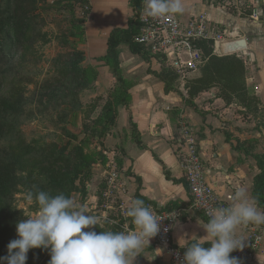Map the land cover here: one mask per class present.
Segmentation results:
<instances>
[{"label": "rangeland", "instance_id": "1", "mask_svg": "<svg viewBox=\"0 0 264 264\" xmlns=\"http://www.w3.org/2000/svg\"><path fill=\"white\" fill-rule=\"evenodd\" d=\"M103 1L108 0H0V180L8 171L12 179L11 192L0 196V254L5 256L9 242L17 238L16 224L38 213L37 202L27 199L29 191L71 189L74 206L98 218L96 226L83 231L134 229L125 214L135 199L128 184V147L133 143L128 109L120 107L117 125H109L107 108L123 93L111 69L97 59L105 53V41L87 36L81 22L91 3ZM202 1L226 11H245L250 21L252 10L258 8L261 15L264 6L263 0ZM211 17L230 30L252 29L262 39L257 41L256 59L249 49L217 54L243 61L246 67L244 75L235 64L233 74L216 73L212 85L198 83L204 70L185 85L179 77L168 80L184 102L199 99L221 126H228L231 132L225 133L239 150L237 165L253 180L264 167V97L256 83L264 69V23L243 21L221 10ZM9 25L15 27L13 34ZM74 51L86 55L80 67L89 70V78L71 69L77 59ZM212 65L213 59L204 67ZM126 67V81L134 90L145 79L148 65L128 60ZM157 67L154 64V70ZM5 102L14 110L5 111ZM49 260V250H44L42 263ZM139 261L136 257L133 264Z\"/></svg>", "mask_w": 264, "mask_h": 264}, {"label": "crops", "instance_id": "2", "mask_svg": "<svg viewBox=\"0 0 264 264\" xmlns=\"http://www.w3.org/2000/svg\"><path fill=\"white\" fill-rule=\"evenodd\" d=\"M182 5L184 7L183 13L177 14L182 21L187 22L194 16L205 15L212 24H217L233 33V39L230 41L246 39L248 49L251 51L250 54L254 53L256 59V54L259 52L257 41L262 39H259V36L252 29L241 26L240 30H230L226 25H221L212 19L213 11L221 10L230 14L226 10L208 6L202 0H182ZM91 6L92 11L85 23L86 35L94 40L97 37L103 39L106 52V43L110 33L115 28L127 26L128 22L133 19V8L130 0H123V2L121 0H108L101 4L91 3ZM233 16L243 21L258 24L239 15ZM262 31L264 34V30ZM119 52L123 75L125 69L128 70L126 67L128 60H135L137 63L142 60L133 55L127 45H121ZM128 75H124L126 79H128ZM144 78L139 86L134 89L136 90V97H133L134 90H130L128 101V129L131 117L138 126L140 139L144 145V148H141L133 142L128 147L129 189L131 196L135 198L138 190L136 177H138L142 185L139 193L152 203L149 205L158 210L172 205L184 209L183 216L175 224L172 237L173 245L184 250L179 246V240L181 239L182 245H187L194 242L196 237H204L206 233L202 226L208 220L192 209L191 196L185 184L179 154L181 146L178 143V130L181 123L187 122L193 127L206 169L207 181L229 205L234 203L232 197L238 187H243L248 196L252 198L253 180L245 174L243 167L237 165L240 155L232 148L231 144L226 142L225 132L231 131L227 128L228 126L220 125V120L210 113V106L202 105L201 101L197 99L194 101L198 108L196 111L184 102L179 94L173 91L166 93L165 84L154 75L146 73ZM256 81L264 97L263 68L256 76ZM165 170L170 173L173 179L182 182L174 183L167 180L164 174ZM258 209L264 211L259 207ZM248 225L255 224L249 223L239 226L236 235L242 236L244 234L243 228ZM256 225H260L263 229V241L252 264H264V224ZM137 257L140 258V264H172L166 249L156 246L152 240H150V245H145Z\"/></svg>", "mask_w": 264, "mask_h": 264}, {"label": "clouds", "instance_id": "3", "mask_svg": "<svg viewBox=\"0 0 264 264\" xmlns=\"http://www.w3.org/2000/svg\"><path fill=\"white\" fill-rule=\"evenodd\" d=\"M183 11L182 0H145V12L151 17ZM27 199L37 202L38 213L16 224L17 238L7 245L8 254L0 257V264H26L31 249L49 250L48 264H133L138 253L161 231L164 220L143 200L133 199L125 213L135 226L133 230L83 231L96 226L98 218L88 215L83 206L77 209L70 197L29 191ZM232 199V205L207 213L209 220L202 226L204 237H196L187 245L179 240V246L186 249L182 264H241L230 255L245 246L236 230L244 224H264V211L243 187L235 190ZM205 243L210 246L205 247Z\"/></svg>", "mask_w": 264, "mask_h": 264}, {"label": "built area", "instance_id": "4", "mask_svg": "<svg viewBox=\"0 0 264 264\" xmlns=\"http://www.w3.org/2000/svg\"><path fill=\"white\" fill-rule=\"evenodd\" d=\"M253 9L251 18L255 23H264V6L262 13ZM140 31L136 43L146 48L151 56L152 67H162L173 71L185 85L186 80L195 75L205 65L207 59L200 47L202 42L214 43V55L224 54L223 44L232 39L233 33L217 24H212L205 15L194 16L187 22L177 14L151 17L145 12V0H142L139 14ZM179 144L181 167L191 196L192 209L209 220L208 212L215 207L230 206L207 181V173L199 150V143L193 127L181 123L179 127ZM154 213L164 219L161 231L152 238L153 244L164 247L172 264H182L184 250L173 245V230L181 219L184 209L160 212L153 207ZM175 214V215H174ZM168 230L165 231L164 229ZM244 248L231 253L241 264H252L263 241V229L260 225H248L243 228Z\"/></svg>", "mask_w": 264, "mask_h": 264}, {"label": "trees", "instance_id": "5", "mask_svg": "<svg viewBox=\"0 0 264 264\" xmlns=\"http://www.w3.org/2000/svg\"><path fill=\"white\" fill-rule=\"evenodd\" d=\"M17 1V0H16ZM131 6L133 8V19L130 20L125 28H115L112 30L110 33L107 43H106V52L104 55L98 57L97 59L101 61L106 67L111 69V74L112 76L117 80V82L120 84L121 90H122V97L117 101L114 102L112 101L108 108H107V116H108V123L111 126H116L117 125V119L119 117V108L120 107H126L128 109V101L130 99V90L131 87L133 86L131 82H127L126 78L122 74L121 70V62H120V52H119V47L121 45H127L133 55H136L140 57L147 65H148V73L151 75H154L157 77L161 82L165 84V92L169 93L170 91L174 92L173 86L170 85V81L168 80V77H172L177 79L178 76L171 70L167 69L166 67H162L160 70H154L152 67V62H151V56L149 52L146 50V48L140 46L139 44L136 43V38L139 34L140 31V22H139V14L141 10V4L142 0H130ZM92 11V6L90 4V7L88 9V12L86 13L87 17L90 15ZM253 11V10H252ZM230 14L233 15H239L241 17H244L248 15L245 11H239V10H228L227 11ZM251 13H249L250 15ZM245 18V17H244ZM85 21L82 22V29L83 32L85 31ZM15 30V27L13 25H9L8 31L10 34H13ZM200 47L202 48L205 58L209 62L211 59L214 60V65L212 67H201L199 71L196 74L201 73L204 70V76H202V79L198 81V83H201V85H212L213 83H216V73H230L233 74L231 71V67L235 64L240 70L241 73L244 75L245 73V63L240 60L236 59H224V58H218L216 55H214V43L212 41L210 42H202L200 44ZM73 55L77 58L75 61H72L71 63V69L76 70L77 72H80L82 75V78H89V70L83 69L80 67V63L85 61L86 55L82 51H74ZM224 61V63H222ZM224 66L226 68H224ZM216 67V70L214 69ZM219 67V68H218ZM205 68V69H204ZM220 70V71H218ZM91 71V70H90ZM195 74V75H196ZM193 75V76H195ZM84 83H88L87 81H84ZM235 86V85H234ZM211 87V86H209ZM181 96V95H180ZM183 100V99H182ZM185 102L194 110L198 111L197 106L193 103H189L188 101L185 100ZM4 110L5 111H13L14 108L12 105L9 103L5 102L3 103ZM130 126L132 128V138L133 142L137 144L139 147L144 148V145L141 142L140 139V133L138 130V126L135 122L132 121V118L130 117ZM130 128V127H129ZM4 133V132H3ZM3 133H0L2 136ZM226 135V142L228 144H231L232 148L238 152V147L232 144V142L229 140L228 135ZM239 160V159H238ZM261 173L256 175L253 178V184H252V192L251 196L253 199H255L257 206L264 210V167L260 166ZM128 174H130V171H128ZM165 177L167 180L173 181L174 183H181V180H176L173 179L168 171L165 170L164 172ZM10 172L8 171V175L4 177L2 180H0V196L6 197L12 189V179L9 177ZM185 180V179H184ZM136 181L138 182V190L136 192L135 198L136 199H141L144 201L145 205L152 204L151 202L147 201V199L143 196L140 195V190H141V180L140 178L136 177ZM75 182V181H73ZM74 184V183H73ZM185 184L188 188V185L185 181ZM64 194L67 197L71 196L72 190H64L60 193H50V195H57V194ZM179 208L176 205L168 206L165 209H160V212L163 211H173L175 209ZM205 247L210 246V244L205 243ZM28 259L26 261V264H46L45 262L42 263L43 257H44V250L43 249H31L28 252ZM5 256V254H0V257ZM232 256V255H231Z\"/></svg>", "mask_w": 264, "mask_h": 264}, {"label": "water", "instance_id": "6", "mask_svg": "<svg viewBox=\"0 0 264 264\" xmlns=\"http://www.w3.org/2000/svg\"><path fill=\"white\" fill-rule=\"evenodd\" d=\"M223 49L225 54H234L248 50V43L246 39H237L233 41H228L223 44Z\"/></svg>", "mask_w": 264, "mask_h": 264}]
</instances>
